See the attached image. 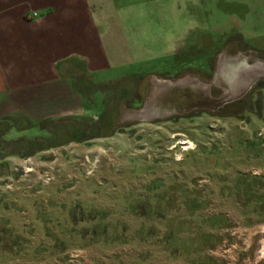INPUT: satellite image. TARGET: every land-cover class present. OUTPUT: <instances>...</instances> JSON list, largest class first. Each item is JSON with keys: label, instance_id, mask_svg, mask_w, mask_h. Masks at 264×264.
<instances>
[{"label": "rangeland", "instance_id": "obj_1", "mask_svg": "<svg viewBox=\"0 0 264 264\" xmlns=\"http://www.w3.org/2000/svg\"><path fill=\"white\" fill-rule=\"evenodd\" d=\"M111 3L93 115L0 121V264H264V74L223 69L264 64V0Z\"/></svg>", "mask_w": 264, "mask_h": 264}, {"label": "crops", "instance_id": "obj_2", "mask_svg": "<svg viewBox=\"0 0 264 264\" xmlns=\"http://www.w3.org/2000/svg\"><path fill=\"white\" fill-rule=\"evenodd\" d=\"M111 2L0 0V121L93 115L87 105L95 91L86 89L126 62L114 48Z\"/></svg>", "mask_w": 264, "mask_h": 264}, {"label": "bare ground", "instance_id": "obj_3", "mask_svg": "<svg viewBox=\"0 0 264 264\" xmlns=\"http://www.w3.org/2000/svg\"><path fill=\"white\" fill-rule=\"evenodd\" d=\"M223 69H224V72L226 74V79H227V81H229V87H230L232 93H234V92H236L238 90H241V89L243 90V88H245L247 85H249L256 77H258L259 75L264 74V64H262V63L244 64L241 61H235L234 60L233 62L226 63L224 65ZM220 84H221V81H220ZM186 86H188V85H186ZM221 87H222V85H221ZM201 88L202 87H200V89Z\"/></svg>", "mask_w": 264, "mask_h": 264}, {"label": "built area", "instance_id": "obj_4", "mask_svg": "<svg viewBox=\"0 0 264 264\" xmlns=\"http://www.w3.org/2000/svg\"><path fill=\"white\" fill-rule=\"evenodd\" d=\"M32 14H35V13H34V12H32V13H31V15H32Z\"/></svg>", "mask_w": 264, "mask_h": 264}, {"label": "trees", "instance_id": "obj_5", "mask_svg": "<svg viewBox=\"0 0 264 264\" xmlns=\"http://www.w3.org/2000/svg\"><path fill=\"white\" fill-rule=\"evenodd\" d=\"M95 130V129H94Z\"/></svg>", "mask_w": 264, "mask_h": 264}]
</instances>
